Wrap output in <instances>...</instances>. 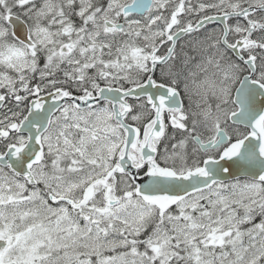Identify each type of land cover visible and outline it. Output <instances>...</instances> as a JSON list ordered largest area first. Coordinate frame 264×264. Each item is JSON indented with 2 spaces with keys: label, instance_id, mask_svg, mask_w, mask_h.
Returning <instances> with one entry per match:
<instances>
[{
  "label": "snow or ice",
  "instance_id": "snow-or-ice-1",
  "mask_svg": "<svg viewBox=\"0 0 264 264\" xmlns=\"http://www.w3.org/2000/svg\"><path fill=\"white\" fill-rule=\"evenodd\" d=\"M0 264H264V0H0Z\"/></svg>",
  "mask_w": 264,
  "mask_h": 264
}]
</instances>
